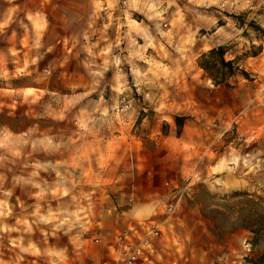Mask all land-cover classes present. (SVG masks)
<instances>
[{
  "label": "clouds",
  "instance_id": "clouds-1",
  "mask_svg": "<svg viewBox=\"0 0 264 264\" xmlns=\"http://www.w3.org/2000/svg\"><path fill=\"white\" fill-rule=\"evenodd\" d=\"M264 258V0H0V264Z\"/></svg>",
  "mask_w": 264,
  "mask_h": 264
},
{
  "label": "rangeland",
  "instance_id": "rangeland-1",
  "mask_svg": "<svg viewBox=\"0 0 264 264\" xmlns=\"http://www.w3.org/2000/svg\"><path fill=\"white\" fill-rule=\"evenodd\" d=\"M96 255L95 253V245H90L88 248H86V252H85V258H82L79 262V264H86V258L88 256H92L94 257ZM257 264H262L257 262Z\"/></svg>",
  "mask_w": 264,
  "mask_h": 264
},
{
  "label": "trees",
  "instance_id": "trees-1",
  "mask_svg": "<svg viewBox=\"0 0 264 264\" xmlns=\"http://www.w3.org/2000/svg\"><path fill=\"white\" fill-rule=\"evenodd\" d=\"M258 262L264 264V258H262L261 261Z\"/></svg>",
  "mask_w": 264,
  "mask_h": 264
}]
</instances>
